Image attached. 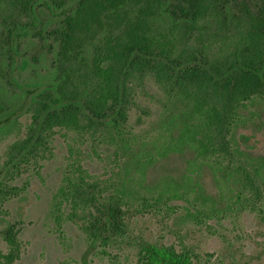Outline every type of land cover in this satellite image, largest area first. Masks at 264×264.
<instances>
[{
  "label": "trees",
  "instance_id": "obj_1",
  "mask_svg": "<svg viewBox=\"0 0 264 264\" xmlns=\"http://www.w3.org/2000/svg\"><path fill=\"white\" fill-rule=\"evenodd\" d=\"M148 78L163 111L146 140L129 118L145 113L137 96ZM255 99L264 102V0H0V132L17 127L0 163V264L21 251L17 224L1 216L22 190L11 182L38 172L56 134L67 153L51 217L96 245L124 237L131 210L167 199L173 213L172 200H185L194 218L225 209L199 181L164 179L157 196L139 193L135 171L146 188L147 166L169 154L192 151L246 204L262 190L264 157L242 146L236 127ZM89 154L109 158L107 178L87 170ZM137 244L141 264H194L185 245Z\"/></svg>",
  "mask_w": 264,
  "mask_h": 264
},
{
  "label": "rangeland",
  "instance_id": "obj_2",
  "mask_svg": "<svg viewBox=\"0 0 264 264\" xmlns=\"http://www.w3.org/2000/svg\"><path fill=\"white\" fill-rule=\"evenodd\" d=\"M148 79L144 86L146 92L137 96L145 113L134 108L129 118L131 129L143 133L146 140L156 135L163 111V96ZM16 130L17 127L10 132H0V163L8 144L17 135ZM236 131L238 136L248 138L253 156L264 157V102L255 99L248 103ZM149 148L155 155L156 148ZM66 150L65 138L54 135L52 155L42 162L38 172L22 174L11 182L22 190L3 204L1 216L5 222L16 223L19 228L21 251L14 264H141L139 239L159 244L164 249L174 246L177 251L185 245L194 264H264V166L259 176L262 182L260 194L250 196L241 206L230 198L229 185L220 179L219 173L215 174L209 166L196 165L192 151L154 160L145 169L146 188H139L141 172L137 170L133 174L134 188L139 193L157 196L164 179L174 178L183 187L199 181L205 190L223 202L221 206L225 205V209L194 218L187 214V203L182 199L172 200L176 206L174 213L168 210V199L167 204H160L157 210L133 209L127 214L126 235L115 244L103 246L91 243L71 221H56L51 217L50 202L62 176ZM83 164L91 174L107 178L110 164L107 156L89 154ZM189 194L195 193L189 191ZM5 252L7 244L0 236V253Z\"/></svg>",
  "mask_w": 264,
  "mask_h": 264
},
{
  "label": "flooded vegetation",
  "instance_id": "obj_3",
  "mask_svg": "<svg viewBox=\"0 0 264 264\" xmlns=\"http://www.w3.org/2000/svg\"><path fill=\"white\" fill-rule=\"evenodd\" d=\"M241 143H242V146H243V147H245L246 149L250 150V148H249V144H250V143L247 144V143H248V140H247V139H246V140H243ZM250 151H251V150H250Z\"/></svg>",
  "mask_w": 264,
  "mask_h": 264
}]
</instances>
